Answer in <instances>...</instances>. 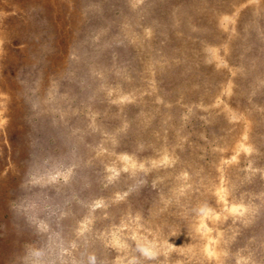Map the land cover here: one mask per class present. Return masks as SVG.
Returning <instances> with one entry per match:
<instances>
[{"label": "rangeland", "instance_id": "374dc122", "mask_svg": "<svg viewBox=\"0 0 264 264\" xmlns=\"http://www.w3.org/2000/svg\"><path fill=\"white\" fill-rule=\"evenodd\" d=\"M0 264H264V0H0Z\"/></svg>", "mask_w": 264, "mask_h": 264}, {"label": "bare ground", "instance_id": "6f19581e", "mask_svg": "<svg viewBox=\"0 0 264 264\" xmlns=\"http://www.w3.org/2000/svg\"><path fill=\"white\" fill-rule=\"evenodd\" d=\"M46 2V1H45ZM48 4V3H47ZM60 42V41H59ZM60 57H58L57 55H56V57L55 58H53V59H51V61H52V63H54L53 64V66H58V64H59V62L61 61V58L59 59ZM249 211V210H248ZM235 213V212H234ZM243 215V214H242ZM209 231V230H208ZM198 239V238H197ZM211 239V238H210ZM192 240V239H191ZM203 240V239H202ZM222 244V243H221ZM222 247V246H221ZM209 256V255H208ZM195 257V256H194ZM203 258V257H202ZM210 260V259H209ZM208 262H210V261H208ZM207 262V263H208Z\"/></svg>", "mask_w": 264, "mask_h": 264}]
</instances>
